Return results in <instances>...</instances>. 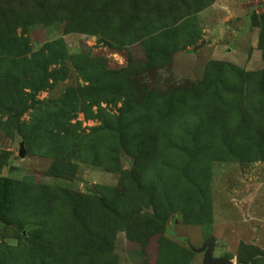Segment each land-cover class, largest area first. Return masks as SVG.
I'll use <instances>...</instances> for the list:
<instances>
[{"label":"trees","instance_id":"16d2710c","mask_svg":"<svg viewBox=\"0 0 264 264\" xmlns=\"http://www.w3.org/2000/svg\"><path fill=\"white\" fill-rule=\"evenodd\" d=\"M15 2L24 3V8L20 5L16 9ZM193 2L200 1L78 0L61 4L0 0V114L8 115L5 124L44 136L48 129L55 134L56 145L49 147L53 158L49 176L72 180L79 167L69 160L75 159L103 167L105 173L119 174L121 188L95 185L96 192L85 194L66 189L34 191L32 198L41 207L37 220L43 222L60 203L69 212L68 227L55 224L48 229L50 244H55L49 258L31 250L22 257L19 251L10 264H55L52 251L56 254V250L64 263L73 258L87 264H110L104 259L111 255L118 229L125 230L130 241L142 243L166 222L162 213L171 208L183 209L185 219L193 209L195 221L205 219L207 200L201 201L198 195L205 180L190 170L200 157L264 159V68L245 72L233 64L212 60L205 65L198 87L160 91L142 83L149 67L169 66L177 52L192 45L193 31L186 28L190 19L180 17L207 6L195 8ZM52 20L65 21L73 31L100 35L104 46L124 49L138 44L145 60L128 58L124 67L109 69L105 58L69 55L62 39L33 49L26 35L28 27ZM250 20L260 28L258 48L264 63V14ZM64 61L70 62L87 85L70 87L62 99L37 110L34 105H41V101L35 96L54 86L50 67ZM102 102L113 107L121 103L118 114L105 113L99 107ZM92 106L99 107L98 115H92ZM29 108L37 111L36 124L18 125L12 120L11 115L20 116ZM78 110L86 119L100 120L90 135H74L68 128L71 126L62 122ZM29 139L25 137V141ZM121 152L133 159L131 171L121 169ZM18 189L19 183L0 177V221L16 209ZM149 203L155 214L139 213V208ZM57 239L63 248L56 246ZM252 251L245 247L237 264L252 262Z\"/></svg>","mask_w":264,"mask_h":264},{"label":"rangeland","instance_id":"374dc122","mask_svg":"<svg viewBox=\"0 0 264 264\" xmlns=\"http://www.w3.org/2000/svg\"><path fill=\"white\" fill-rule=\"evenodd\" d=\"M52 1L62 4L78 0ZM199 1V4L193 2V7L207 6L198 13L180 17V20L190 19L186 28L193 31L192 45L177 52L169 66L147 69L142 83L150 89L164 91L198 87L203 79L205 65L212 60L233 64L245 72H258L264 68L262 52L258 48L260 28L250 20L251 17L264 14V0H214L210 6L208 3L213 0ZM20 5L24 8V3L15 2L16 9ZM174 10L171 14L177 18ZM17 31L20 33V29ZM26 35L33 49L45 42L62 39L69 55L105 58L109 69L124 67L128 58L133 62L145 60L138 44L124 49L104 46L100 35L70 30L65 21L52 20L47 25L34 24L28 27ZM202 41L205 44L194 50ZM49 74L50 83L54 82V86L35 96V100L41 101V105H34L37 110L44 109L42 106L50 101L62 99L68 88L87 85L73 70L69 61L52 65ZM25 92L29 93V90L25 89ZM30 103L31 100L27 102L28 105ZM99 107L105 113L117 115L121 103L113 107L102 102ZM99 107L92 106V115H98ZM36 112L29 108L20 116L13 114L11 117L18 125L36 124ZM7 116L0 114V177L19 183V191L16 195V209L3 215L0 221V261L10 264L19 251L23 257L29 250L34 255L41 254L47 259L48 253H51L50 247L55 245L50 244L48 229L55 224H63L67 228L69 221L67 222L66 217H69V212L59 203L52 214L39 222L37 211L41 207L32 198L34 191L41 192L43 188L48 191L66 189L85 194L96 192L95 185L115 186L120 190V175L108 174L103 167L70 159L72 164L79 167L72 180L49 176L47 170L53 160L49 147L51 144L56 145L53 141L56 139L55 134H50L49 129L44 136L30 129L25 131L8 126L5 124ZM64 121L71 126L68 128L74 135H90L91 129L100 126L99 119H86L80 110L69 114L62 122ZM51 128L57 130L55 126ZM25 137L30 139L25 141ZM20 143L24 144L26 150L23 158L18 156ZM198 143L200 142L194 144ZM207 157H200L199 162H194L190 167L199 179L205 180L203 192L198 193L201 201L204 198L207 200L205 219L195 221L191 216L194 209L190 218L185 219L183 209L171 208L162 213L166 215V222L142 243L130 241L125 230L118 229L113 235L111 255H106L104 261L109 259L110 264H201L203 255L191 252L189 246L198 249L206 238L214 237V257H225L237 264V256L243 255L247 247L253 249V261L246 264H264V159ZM119 159L121 169H133L134 161L125 152L120 153ZM239 195L242 197L237 199ZM138 211L142 215L152 216L155 214V207L149 203L141 206ZM64 232L68 235L71 233L66 229ZM33 237L38 241H34ZM56 241V246L64 247L59 239ZM52 252L55 261L57 260L55 264H87L73 258H67L68 262L64 263L57 250L56 254L55 251Z\"/></svg>","mask_w":264,"mask_h":264},{"label":"water","instance_id":"95a60500","mask_svg":"<svg viewBox=\"0 0 264 264\" xmlns=\"http://www.w3.org/2000/svg\"><path fill=\"white\" fill-rule=\"evenodd\" d=\"M205 44V41H202L199 46L195 47L194 50H198ZM26 153V150L24 148V144L20 143L19 145V152L18 156L20 158H23ZM242 195H239L237 199H240ZM214 248H215V238L214 237H208L206 238L200 248H194L192 246H189V249L191 252L196 254H202V262L201 264H233V262L225 257H214Z\"/></svg>","mask_w":264,"mask_h":264},{"label":"crops","instance_id":"0c3cea01","mask_svg":"<svg viewBox=\"0 0 264 264\" xmlns=\"http://www.w3.org/2000/svg\"><path fill=\"white\" fill-rule=\"evenodd\" d=\"M230 260V259H229ZM232 261V260H231Z\"/></svg>","mask_w":264,"mask_h":264}]
</instances>
